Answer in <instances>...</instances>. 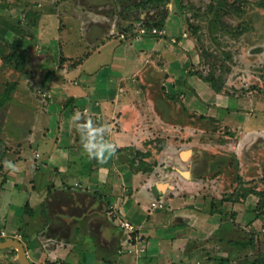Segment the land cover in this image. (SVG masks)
Wrapping results in <instances>:
<instances>
[{
    "label": "crops",
    "instance_id": "1",
    "mask_svg": "<svg viewBox=\"0 0 264 264\" xmlns=\"http://www.w3.org/2000/svg\"><path fill=\"white\" fill-rule=\"evenodd\" d=\"M161 37H149L161 44L131 55L128 44L145 37H95L83 59L72 58L84 52L79 37L75 45L57 40L49 50L29 47L18 86L0 107V235L22 240L34 264H208L218 243L247 239L255 230L261 218L250 215L254 205L227 198L234 190L225 185L234 177L228 159L213 165L189 148L185 156L171 150L175 161L169 148H153L170 146L182 125L177 113L187 115V106L176 111L169 87L174 62L167 58L177 51ZM87 65L117 71L94 77ZM129 68L136 69L132 80L124 76ZM155 160L162 163L157 171ZM219 169L230 176L222 177L214 197L206 191L216 184L207 181L217 179L204 171ZM23 191L28 198L18 220L13 195ZM158 199L165 210L153 207ZM119 217L137 226L145 253L129 250L136 241ZM242 228L247 233L240 237ZM9 249H0V264H22Z\"/></svg>",
    "mask_w": 264,
    "mask_h": 264
},
{
    "label": "rangeland",
    "instance_id": "2",
    "mask_svg": "<svg viewBox=\"0 0 264 264\" xmlns=\"http://www.w3.org/2000/svg\"><path fill=\"white\" fill-rule=\"evenodd\" d=\"M214 1L217 2L166 0L152 6L142 5L144 0H0V49L7 44L6 47L16 46L18 50L36 46L49 50L48 46L54 41L75 45L79 37L85 49L83 54L76 53L72 58L83 59L93 49L94 43L90 39L96 37L100 40L103 35L105 38L121 37L122 32H132L141 23L163 20L168 35L160 39L177 51V55L167 58L169 62H174L169 79L173 84L168 90L176 94V111L187 106V115L177 113V122L182 125L176 124V138L170 146L158 143L153 148L162 152L163 148H169L166 154L174 156L175 161L178 153L181 156L189 148L205 153L207 157H204L213 165L215 160L228 159L226 166L233 168L234 177L228 178L225 185L231 184L234 190H249L247 197L241 199L250 201L251 206L258 207L263 214L260 220H256L255 230L247 236L256 240V247L243 253L241 259L244 260L264 251V194L259 193L264 190V0H241L246 1L243 13L233 7L237 2L227 0L225 8L220 11V19L216 17V9L211 8ZM244 27L247 30L239 33ZM172 32L177 35L176 42L171 39ZM152 36L156 37L151 34L143 36L146 38L143 43L133 40L128 44V53L131 55L141 48L147 51L153 44H161L159 39L151 40L149 37ZM130 37L131 34H127L128 40L132 39ZM113 42L118 43L117 40ZM64 53L63 60L66 59ZM96 55L95 59H99ZM136 62L137 67L140 62L138 59ZM49 66L52 68L53 64L49 63ZM98 68L100 65L85 66V70L94 77L99 72L103 76L105 72L117 71L112 68L98 71ZM135 68H129L124 76L132 80ZM0 72L1 97L8 82H19L21 71L14 65L1 66L0 62ZM213 74L222 86L219 91L203 78ZM103 86L100 84V89ZM16 115L22 117V114ZM243 148L247 151L241 150ZM171 150L177 155L171 154ZM190 153L187 151L186 158ZM155 161L153 169L157 171L162 163L159 165ZM149 165L152 166L151 163ZM176 165L182 169L186 167L179 161ZM248 167H251L249 174L246 172ZM204 172L207 176L210 174L209 178L217 179L214 183V180L207 181L216 184L208 186L206 191L215 197L214 192L222 189L219 183L222 177L227 178L228 172H225L226 175L221 169L213 175ZM13 198L11 208L17 210L14 215L19 220L23 217L28 194L17 192ZM159 209L165 210L166 207ZM251 212L252 217L256 215ZM1 223L3 216L0 214ZM12 228L14 226L9 229L10 232ZM240 231V237L247 233L243 228ZM229 246L228 242L223 245L218 243L209 253L217 257L227 256ZM10 249L6 251L8 255L15 251ZM211 259H208V264H217Z\"/></svg>",
    "mask_w": 264,
    "mask_h": 264
},
{
    "label": "trees",
    "instance_id": "3",
    "mask_svg": "<svg viewBox=\"0 0 264 264\" xmlns=\"http://www.w3.org/2000/svg\"><path fill=\"white\" fill-rule=\"evenodd\" d=\"M166 0H144L143 4H151L152 6L157 5L158 3L161 2H165ZM235 2H237V5H233V7L239 11H241L242 13L245 12V2L246 1H242L241 0H234ZM224 2H227V0H217V2H213L211 5L212 9H216L215 13H216V17L217 19H220V11L222 9L225 8L226 4ZM149 27H158V28H163L165 27V23L163 20H159L156 22H148L144 23ZM247 27H244L241 29V31H239V33L243 32V30H247ZM4 44V43H2ZM8 46L7 44L3 45L2 48L0 49V62H1V66H6V65H14V68H16L17 70L21 71L27 61L28 58V50L26 48H22V49H17V47H12L11 45H9V48L6 47ZM20 56V58H19ZM81 62V61H79ZM1 74V72H0ZM206 81L210 82L212 87L215 90H221L222 86L219 85L218 83V77H216L215 74L211 75V76H206L203 77ZM18 85V81H10L6 84V88L4 93L2 94V96L0 97V107L3 106L7 100H9L12 97L13 92L16 90ZM176 96V95H175ZM174 96V97H175ZM203 116V115H202ZM146 154V153H145ZM146 164V163H145ZM132 166H134V162L132 163ZM141 168V167H138ZM137 168V169H138ZM260 194H264V190H261L259 192ZM249 194V190L247 189H243L241 191L235 189L233 190L232 194H230V196H228V200H234V201H242L244 199H241L242 197H247V195ZM257 206V205H256ZM253 212L256 214L255 218H261L263 214H261V211L259 210L258 207H254ZM236 212L232 213L233 218L235 217ZM6 239V237L0 235V240H4ZM225 243L228 242V244L230 245V251H228L227 256H222V257H217V256H210L209 258H213L211 259L213 263H217V264H264V251L259 252V255H257L256 257L252 258V257H245L244 260L241 259L242 255L244 252L247 253V251L251 248L256 247V240L253 238L248 237L247 239H237V238H225L224 239ZM15 250V249H14ZM16 251V250H15ZM237 252V253H235ZM232 256V258H231ZM234 257V258H233ZM235 259V260H234Z\"/></svg>",
    "mask_w": 264,
    "mask_h": 264
},
{
    "label": "built area",
    "instance_id": "4",
    "mask_svg": "<svg viewBox=\"0 0 264 264\" xmlns=\"http://www.w3.org/2000/svg\"><path fill=\"white\" fill-rule=\"evenodd\" d=\"M127 34L128 35L129 34L135 35L137 38H140V37H143V36L149 35V34L155 35V36H164V35H168V31H167V28H165V27H163V28H158V27H154V26L149 27L146 24L141 23L132 32H126V31L122 32L121 37L127 38ZM184 35L187 36V33H184ZM171 39L173 42L177 41V38L175 36H172ZM152 205H153V207L164 208L165 207V201L158 199L157 201H154L152 203ZM119 220L121 223V227L130 233L131 239H135L136 245L141 244L139 242V240L142 239V236L139 235V233H138L139 229L137 228V226L132 221H130L128 219H124V218L119 217ZM1 234L4 237L8 235L5 231H1ZM129 250L132 252L135 251L137 254L141 255V254L146 252V247L145 246L142 247L140 245H137L135 249L130 248Z\"/></svg>",
    "mask_w": 264,
    "mask_h": 264
},
{
    "label": "water",
    "instance_id": "5",
    "mask_svg": "<svg viewBox=\"0 0 264 264\" xmlns=\"http://www.w3.org/2000/svg\"><path fill=\"white\" fill-rule=\"evenodd\" d=\"M14 248L18 253V258L22 264H34L28 257L24 243L20 239L8 237L0 240V249Z\"/></svg>",
    "mask_w": 264,
    "mask_h": 264
},
{
    "label": "bare ground",
    "instance_id": "6",
    "mask_svg": "<svg viewBox=\"0 0 264 264\" xmlns=\"http://www.w3.org/2000/svg\"><path fill=\"white\" fill-rule=\"evenodd\" d=\"M185 154H186V153L184 152V153H183V156H185Z\"/></svg>",
    "mask_w": 264,
    "mask_h": 264
}]
</instances>
